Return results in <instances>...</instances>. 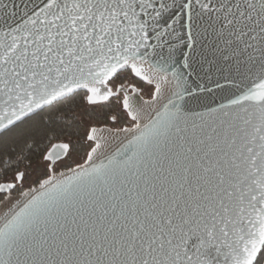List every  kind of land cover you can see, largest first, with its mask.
<instances>
[{
	"label": "snow or ice",
	"instance_id": "1",
	"mask_svg": "<svg viewBox=\"0 0 264 264\" xmlns=\"http://www.w3.org/2000/svg\"><path fill=\"white\" fill-rule=\"evenodd\" d=\"M0 264H264V0H0Z\"/></svg>",
	"mask_w": 264,
	"mask_h": 264
}]
</instances>
